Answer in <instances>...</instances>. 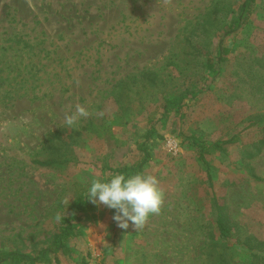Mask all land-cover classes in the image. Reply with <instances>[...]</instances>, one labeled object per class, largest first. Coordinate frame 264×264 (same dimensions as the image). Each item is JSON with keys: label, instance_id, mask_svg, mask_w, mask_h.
<instances>
[{"label": "rangeland", "instance_id": "1", "mask_svg": "<svg viewBox=\"0 0 264 264\" xmlns=\"http://www.w3.org/2000/svg\"><path fill=\"white\" fill-rule=\"evenodd\" d=\"M245 1L0 0L1 251L48 247L60 213L80 235L59 264H221L216 203L264 240V147L255 155L264 140V0L236 31ZM220 38L234 51L209 72ZM77 104L92 114L69 127L65 113ZM194 134L240 142L207 155V166ZM141 163L165 193L143 230L119 228L102 204L71 214L76 186ZM231 251L230 264H252L249 252Z\"/></svg>", "mask_w": 264, "mask_h": 264}, {"label": "trees", "instance_id": "2", "mask_svg": "<svg viewBox=\"0 0 264 264\" xmlns=\"http://www.w3.org/2000/svg\"><path fill=\"white\" fill-rule=\"evenodd\" d=\"M257 0H246L242 3L240 8L239 16L234 18L231 22V29L241 30L249 23L250 18L253 15L254 7ZM234 27V28H233ZM209 32V30H207ZM236 33V32H235ZM231 45L228 46L223 43V39L220 38L217 44L216 56L215 58H208L206 63H208L207 70L209 72L216 71L219 72L224 66L229 62V55L233 52ZM175 103L176 101L173 100ZM172 103V105H174ZM182 106V107H181ZM167 108V106H165ZM183 105L179 104L177 110L183 111ZM145 139V145L150 143L155 135V129L151 126L143 134ZM56 136H60L58 133ZM240 142L238 136H234L229 140L217 141L213 143L205 142L201 140L199 136L192 135L191 144L196 148L199 155L200 161L204 165H209L207 160V155L216 154L219 152H224L228 145H236ZM264 147V140L260 142L255 155H259ZM144 153H148V147L142 148ZM149 155V154H148ZM143 162H145L143 160ZM52 164V162L44 163ZM142 163L137 166H123L116 169L110 168L106 174V179L101 180V182H107L115 174H124L126 178L142 172ZM256 180H262L259 177H255ZM89 189L84 187L76 186V197L73 205L71 206V214L75 217L82 212L94 211L98 205L91 203L87 199V193ZM217 207V220H216V230L218 231L217 238L219 245L223 247V251L220 254L221 264H230L233 260L232 248H239L249 252L251 256L252 264H264V240L258 238L254 234H251L238 224L232 222L227 218V216L222 212V209L216 203ZM78 225L76 222L70 219L61 220L59 225V233L54 237L52 243L38 251L34 255L18 252V251H1L0 250V264L7 261H17L20 264H59V253L62 252L64 255L71 253V248L68 246L71 238L76 237L79 234ZM231 246L232 248H230Z\"/></svg>", "mask_w": 264, "mask_h": 264}, {"label": "clouds", "instance_id": "3", "mask_svg": "<svg viewBox=\"0 0 264 264\" xmlns=\"http://www.w3.org/2000/svg\"><path fill=\"white\" fill-rule=\"evenodd\" d=\"M163 3L170 5L172 0H163ZM91 114L84 106L77 104L73 112L65 113L64 121L72 127L81 118H87ZM99 116L103 117L104 112H100ZM87 199L95 205L102 204L109 209H115L113 220L117 226L127 230L131 222L137 232L145 228L150 216L161 213L165 193L154 175L137 173L126 178L124 174H115L107 182L94 179L88 190ZM63 218L60 213L54 217L57 222Z\"/></svg>", "mask_w": 264, "mask_h": 264}]
</instances>
